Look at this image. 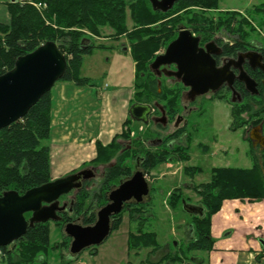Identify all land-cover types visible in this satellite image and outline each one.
Segmentation results:
<instances>
[{"label":"trees","instance_id":"16d2710c","mask_svg":"<svg viewBox=\"0 0 264 264\" xmlns=\"http://www.w3.org/2000/svg\"><path fill=\"white\" fill-rule=\"evenodd\" d=\"M218 2L219 0H179L169 12L163 14L154 12L148 0H15L7 4L9 24H0V76L10 71L18 58L32 53L46 42H53L67 61V69L60 82L72 83L77 87H95L90 79L81 76L83 58L92 55L97 49H105V46H95L85 33H89L91 38H103L104 30H109L110 34L103 39L116 40L123 37L129 43V54L135 68L133 104L158 105L164 111L168 126H171L182 111L179 95L183 88L179 85L176 88L164 87L162 82L159 95L157 79L150 72L149 65L157 53L174 39V33L178 32L176 27L182 19L170 20V17L180 11L216 9ZM128 21L132 24L131 28L127 26ZM187 23L192 34L202 42L210 40V36L218 31V27L215 30L206 19L198 15L190 16ZM228 27L227 23L224 28L230 31ZM241 37L237 38L240 47L245 44ZM260 53L264 63V45L261 46ZM248 76L256 83L257 96H250L239 84L235 89L240 92V103L232 104L228 98L218 95L212 97L213 100L229 102L231 128L234 131L260 124L264 126V84L261 83L264 81V73L259 72L257 75L248 72ZM50 112L51 98L50 94H46L21 121L0 131V196L9 191L22 195L51 181L50 151L43 144L50 137ZM154 115L160 113L155 109ZM243 117L247 119L242 120ZM131 123L133 122L127 119L123 124L126 133L123 131L114 137L110 144L96 145V157L91 164L107 165L108 168L100 188L95 193L90 195L86 191L89 183L77 193L78 201L73 206L72 215L82 218L81 226H92L96 220L95 210H100L108 203L113 185L131 177L132 171L124 164L125 158L135 160L137 168L146 176L161 165L189 161L190 135L187 133V125L173 131L163 129L162 131L166 130L168 133L161 144L147 149L138 139L130 140L126 137L129 134L126 130ZM161 136L158 134V137ZM122 138L127 139L130 144L115 158L118 148L114 142ZM181 139H184L186 146L176 144ZM250 157L253 163L250 169L210 170L209 183L195 189L201 199L203 215L189 216L191 239L179 252L165 256L160 261L161 264H182L189 253L207 254L212 250L214 241L209 233L210 219L220 210L223 201L264 200V159H260V166L259 159L253 152ZM183 172L189 178H194L202 170L197 167L185 168ZM153 192L151 187L148 201L126 204L122 211L127 213L132 227L126 242L128 252L147 248L156 251L159 248L155 234L144 232L145 225L152 219ZM88 199L91 201L89 207L83 210ZM182 201L185 202L180 193L172 192L167 203L175 210ZM122 213L112 218L113 232L121 225ZM25 218L28 219L29 215H25ZM73 219L64 216L54 225L62 231ZM49 224H35L28 228L22 239L11 245V249L1 248L2 262L38 264V257L48 248ZM69 242V238L62 237V242L55 248L67 249ZM90 253L96 256L97 249L93 248ZM204 263L203 258L198 262Z\"/></svg>","mask_w":264,"mask_h":264},{"label":"rangeland","instance_id":"374dc122","mask_svg":"<svg viewBox=\"0 0 264 264\" xmlns=\"http://www.w3.org/2000/svg\"><path fill=\"white\" fill-rule=\"evenodd\" d=\"M2 1L11 3L10 0H0V3ZM192 15H198L199 17L206 19L211 26L215 27V30L218 27V31L216 32L224 30L225 25L228 23V28L234 38H240V36H242V41L247 45L250 44V48L255 47L260 50L261 46L264 45V0H219L216 9H192L188 11H180L175 13L169 19H182L177 25L176 30L179 31L181 29H186L192 33L188 28L190 26L187 23L188 18ZM127 26L128 28H131L132 24L130 21H128ZM176 33H174V35H176ZM85 34L95 46H105V49L95 50L94 53L96 57H92V61L95 59L93 62L91 59L86 60L85 63L89 66H84V73L93 75V81H95V83L97 82L98 86L103 87L106 84L112 87L108 80L101 79V73L107 71L108 68L113 66L117 68L119 63H107V61L111 59L113 53H116L113 49H117L118 52L125 50L129 53V43L123 37L116 40L103 39L110 34L109 30H104L103 38H91L89 33ZM163 51L164 48H162L157 54H161ZM88 60H90V64L88 63ZM88 68L92 71L91 73L89 71L86 72ZM162 82L164 87H171L168 81L162 80ZM161 86L157 87V93H161ZM207 96L208 97L206 98L196 99L193 106H191V108H194V111H191L185 98H181L180 103L185 107L182 109L181 113L187 123V133L190 135V141L188 142V155L189 159L191 158V161L189 163L185 162L188 164L186 167L178 170L179 173L177 175L172 174H174L179 168L176 164L182 162L174 161L166 164L172 166H168V170L166 165H161L151 171L149 176H146V180L149 182L150 186L153 187L154 192L152 193L151 201L152 219L145 225L144 232L155 234L159 248L156 251L147 248L128 252L129 258L127 259L133 262L131 264H161L160 261L165 256L179 252L181 249L185 248L187 241L191 239V225L189 224L191 219L189 215L184 212L182 204H179L177 209L173 210L167 203L172 192L180 193L182 200L188 205L197 207L201 206L200 196L197 195L195 189L201 185L209 183L210 170L212 168H225L226 166H229L230 168L250 169L252 165L250 158L252 151L250 146L247 141H245L244 136L240 131H234L231 128V107L229 102L213 100L212 98H209V95ZM243 118L244 119L242 120L247 119L246 117ZM162 128H166V124ZM162 130L163 129H160L158 126L151 123L148 126L131 123L126 130L129 133L126 137H129L130 140L138 139L147 149H150V146L156 148L161 144L164 136L168 133V131ZM123 131L125 132V128ZM158 134H161L162 136L158 137ZM181 140H183L181 144H176L182 147L186 146L184 139ZM47 141L43 144L46 145ZM114 143L116 145L115 147L118 148H115L117 149L115 152V158L120 156L123 150H126L130 144L127 139L123 138L116 140ZM172 144L173 143H171V145ZM199 145L208 147L210 151L204 155L205 152L198 147ZM211 151H215L217 157H213ZM255 155L259 159L257 152ZM95 157L96 153L94 154V158ZM93 159L88 160L69 172L70 174L85 169H91L94 172V178L88 182L89 184L86 187V191L89 192L90 195L100 188L105 177V171L108 168L107 165L95 166L94 164H91ZM124 164L131 168L132 174L139 171L141 172V170L137 168L135 160L132 161L129 157L125 158ZM195 167L200 168L202 173L196 174L194 178H189L184 174L183 170L185 168ZM54 176H52V179L60 177L61 175L54 174ZM121 182H123V180ZM119 183H115L113 188H116ZM77 196V193L73 192L72 196L63 199V201H66L69 205L71 200H73V206H75L78 201ZM148 199L149 196L145 198L143 202L148 201ZM90 202V199L85 201L83 210L89 207ZM98 211L99 210H95V216ZM70 216L74 218L71 223L82 225V218H77V216L72 214ZM130 231H132V227L129 224L127 213H122L121 225L116 231L112 232L109 238L101 246L96 248L98 251L97 253H99L97 258H93L90 253V250L93 248H89L82 252L77 258L70 259L68 257L70 242L67 249L66 247H64V249H56L55 247L62 242V237L66 236L64 235L63 230L60 231L53 223H50L48 248L46 252L38 257L37 263L125 264L124 261L127 255L123 248L124 243L127 242V236ZM7 248L11 249V246ZM202 257V255L196 252L189 253L185 260L182 261V264H198ZM162 264H164V262H162Z\"/></svg>","mask_w":264,"mask_h":264},{"label":"water","instance_id":"95a60500","mask_svg":"<svg viewBox=\"0 0 264 264\" xmlns=\"http://www.w3.org/2000/svg\"><path fill=\"white\" fill-rule=\"evenodd\" d=\"M148 1L154 12L164 14L179 0ZM210 47L212 44L200 48L199 38L194 37L190 31L181 29L165 51L154 58L149 70L156 77L162 74L166 78H174L182 87L189 89L190 102L209 92L217 93L224 84L231 88L235 78L243 84L248 94L257 96L256 83L242 66L246 63L251 70L264 72L262 56L250 51L240 54L235 65L227 64L218 68L213 58L217 53ZM171 65L175 70H166ZM231 66L238 71L237 77L231 71ZM161 68L164 69L160 70ZM66 69V58L53 42H46L32 53L18 58L13 68L0 76V131L21 121L39 99L49 94L54 85L63 79ZM231 102L235 103V100L232 99ZM154 107L156 106L133 104L128 111L129 118L143 125L155 122L152 117ZM159 110L162 117L160 121L165 124L164 111L161 108ZM93 178L94 172L85 169L28 190L22 195L14 191L3 193L0 196V249L22 239L28 228L35 224L60 222L59 214L65 210V205L59 206L60 198L72 191H80L82 182ZM149 192L150 185L144 174L135 172L109 193L108 203L96 213L92 226L75 223L65 225L63 233L71 241L68 257L75 259L83 251L101 246L112 233V218L119 215L126 204L142 203ZM181 204L188 215H203L201 207L191 206L183 201ZM25 215H29V218L26 219Z\"/></svg>","mask_w":264,"mask_h":264},{"label":"crops","instance_id":"0c3cea01","mask_svg":"<svg viewBox=\"0 0 264 264\" xmlns=\"http://www.w3.org/2000/svg\"><path fill=\"white\" fill-rule=\"evenodd\" d=\"M7 3H0L1 25L9 23ZM113 50L116 53L111 55L107 63H119L117 68L113 66L101 73V79L108 80L112 87L106 84L98 86L93 81V75L84 73V66H89L86 60L92 61V57H96L94 51L92 55L83 58L81 76L90 79L95 87H77L72 83L58 82L50 91V138L46 145L50 150V176L53 181L65 177L72 169L93 159L98 143L106 146L124 130L123 124L129 119L128 111L133 105L135 94V68L128 51ZM88 71L92 72L90 68ZM183 126L184 121L178 120V124L171 130ZM236 131L243 134L254 155L258 153L261 166L260 159H264V126L260 124ZM198 147L205 152L204 155L210 151L206 146ZM211 153L217 157L215 151ZM190 161L191 158L188 163ZM188 163L176 164L179 168L172 175H177L178 170ZM168 166L172 167L166 165L167 170ZM252 166L253 163L250 168ZM54 174L61 176L52 179ZM209 233L214 242L209 253L200 254L205 260L204 264H264V200L223 201L220 210L210 219ZM123 249L127 255L125 264L133 263L127 259L129 253L126 242Z\"/></svg>","mask_w":264,"mask_h":264},{"label":"flooded vegetation","instance_id":"af4514ba","mask_svg":"<svg viewBox=\"0 0 264 264\" xmlns=\"http://www.w3.org/2000/svg\"><path fill=\"white\" fill-rule=\"evenodd\" d=\"M177 35H178V32L176 33L173 40L176 39ZM208 44H212V47H210V49L217 53V54H215V56H213V58H214L218 68L223 67L227 64L235 65L236 64L235 61L238 59L240 54H244V53L251 51V52H256V53L261 55L260 50L258 48H255V47L250 48V44H248V45L243 44V46L240 47L238 45L239 44L238 39L234 38V36L231 34V32L225 28L221 32H216V33H214V35H211L210 40H207L205 42H202V40L199 38V47L200 48H204ZM262 62H263V59H262ZM242 68L246 72L247 75H248V72H253V73H256L257 75L259 72L264 73L263 71L258 70V69L257 70H251L246 65V63L243 64ZM162 69H164V68H161L160 70H162ZM166 70L174 71L175 67L173 65H171V66L167 67ZM231 71L234 73L235 77L238 76V71L236 69H233V66H231ZM154 77L157 79V87L161 86L162 80L168 81L171 87L176 88L177 85L182 87V85L180 83H178L174 78H166L162 74L160 75V77H156L155 75H154ZM158 82H160V86H158ZM261 83L264 84V81L262 80ZM239 84H241L243 86V84L235 78L232 85H231V88L228 87L226 84H224L220 87V89L215 94H212L209 92L203 96L195 97V98H206V97H208L207 95H209V98H212V97L218 95V96H221L222 98H228L230 101L233 99V100H235V102L240 103L241 102L240 92L235 89V86L237 87ZM182 88H183V90L180 91L179 97L185 98L189 107L193 106V104L196 100L193 102H190L189 98H191V96L189 94V89L184 88V87H182ZM243 88H244V86H243ZM244 91H245V88H244ZM158 94L160 95L159 92H158ZM180 115H182V113ZM154 116H155L156 121L153 122L152 124H154L155 126L161 127V128L164 127V125H162L163 123L160 121L161 120L160 115L159 116L154 115ZM179 120H181V119L179 118ZM89 181L82 182V188ZM73 192L78 193V191H72L67 196L62 197L59 200V203H60L59 206L60 207L65 205V210L59 214V216L61 218L64 216H68V218H70L71 217L70 215L73 213L72 212L73 211V200H71L69 205L66 203V201H63V199L69 198V196H72Z\"/></svg>","mask_w":264,"mask_h":264}]
</instances>
